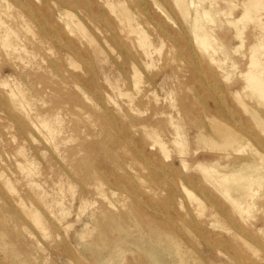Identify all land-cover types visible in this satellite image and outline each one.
Here are the masks:
<instances>
[{
    "label": "rangeland",
    "instance_id": "obj_1",
    "mask_svg": "<svg viewBox=\"0 0 264 264\" xmlns=\"http://www.w3.org/2000/svg\"><path fill=\"white\" fill-rule=\"evenodd\" d=\"M24 1L33 11L26 12L19 0H0L6 12L3 19L8 24L15 26L21 16L28 24L12 40L13 48L0 42L1 262L16 264L14 256L20 250L22 256L32 257L34 264H97L93 251L112 249L116 242H122L120 235L135 234L140 241L154 240V231L160 229L179 243L190 264L200 254L208 258L204 264H219L214 258L221 251L227 253V257L220 255L225 262L232 259L229 264H264V186L255 192L257 207L243 213L248 221L262 224L257 237L250 238L258 251L242 247L250 256L236 257L240 241L237 234L247 235L249 231L223 214L227 208L224 197L200 176L203 171L192 159L193 148L199 146L198 161L210 165L220 159V171L225 173L239 170L251 151L264 153V126L248 108L256 106L264 121V99L247 88L242 74L250 68L254 46H258L256 55L264 74V0H260L261 8L252 10L258 11L256 14L250 13L256 19L251 21L248 15L247 24L242 23L247 18L241 23L235 20L243 15L245 8L241 6L248 0H188V16L173 0H111L121 1L133 15V24L146 30L145 43L136 32L131 35L122 29L118 9L111 12L106 0L94 1L98 18L93 20L84 7L58 9L53 3L41 6L40 0ZM161 9L172 20L166 19ZM205 10L210 11L209 18L202 15ZM195 18L212 43L211 54L216 51L213 58L208 55L209 50L206 53L198 47L193 29ZM111 19L114 33H109L106 25ZM229 21L237 23L236 28ZM79 24L91 38L80 37L79 53L75 54L64 45V31L77 29ZM72 34L78 35L76 31ZM93 39L96 42H91ZM94 44L102 48L103 54L92 53ZM217 60L221 62L217 64ZM132 63L140 71L137 79L132 78ZM208 114L245 136L242 151L216 158V150L195 141L193 134L202 126H210ZM38 116L47 120L46 125ZM177 124L182 127L181 132H186L182 145L175 141ZM157 139L165 142L168 151L161 149ZM181 159L187 161L186 168ZM172 160L175 165L169 164ZM235 161L238 167L231 168ZM180 175L193 178L187 184L188 191L181 189ZM171 194L175 195L174 200L170 199ZM210 198L216 203L212 204ZM24 207L36 209L42 224L34 223ZM207 239L209 248L204 245L208 244ZM120 253L113 264H146L136 248H124Z\"/></svg>",
    "mask_w": 264,
    "mask_h": 264
},
{
    "label": "bare ground",
    "instance_id": "obj_2",
    "mask_svg": "<svg viewBox=\"0 0 264 264\" xmlns=\"http://www.w3.org/2000/svg\"><path fill=\"white\" fill-rule=\"evenodd\" d=\"M41 1V6H43L44 3H53L54 5H56L58 7V9H63L66 8V7H69V8H82L84 7L86 10H89L90 11V15L88 14V16H90V19L93 20L95 18H98L96 13H94L95 9H94V6H93V3L95 0H40ZM151 2V0H149ZM164 1V0H163ZM175 1V2H174ZM191 1V0H190ZM198 1V0H197ZM202 2V0H199ZM205 1V0H204ZM7 1H5V4H6ZM21 2V3H20ZM31 2H34L31 0ZM212 2V1H211ZM19 3L21 5V7L29 13V11H33L28 2L24 1V0H19ZM173 3H176L178 5V7L183 11V13L187 14V16L189 15V12H188V9H189V1L188 0H173ZM191 3H193L191 1ZM190 3V4H191ZM106 4L108 6H110L111 8V12H112V9H118V12L119 14L121 15V18H119V22L123 25V30L127 31V33H134L136 32L139 37L138 39H140V41H144L143 43L146 42V39H148L145 35V31H141L136 25L133 24V15L130 13L129 9H127L125 7V5L119 1L117 3L115 2H112L111 0H106ZM153 4V7H154V3H151ZM203 4V3H202ZM7 5V4H6ZM106 5V7H108ZM175 5V4H174ZM176 5V6H177ZM232 5V4H231ZM234 5V4H233ZM264 5V4H263ZM168 6V5H167ZM235 6V5H234ZM244 6V7H243ZM261 1L260 0H248V1H245L243 3V5L241 7L245 8L243 10H245L243 12V15H241V17L237 18L235 20V22L239 23L240 21L242 22L245 21L247 18V21L246 22H242L243 24H247L251 18V21L255 18L254 16H250V13L252 14V10H258L259 8H264L263 6H261ZM8 7V6H7ZM45 7V6H44ZM192 7V6H191ZM12 8V7H11ZM109 8V7H108ZM6 8V11L10 10ZM40 9V8H39ZM48 9V8H47ZM176 9H178L176 7ZM179 9V10H180ZM234 9V8H233ZM38 10V9H37ZM178 10V11H179ZM39 11V10H38ZM115 11V10H114ZM136 11V10H135ZM157 11V10H155ZM160 11H162L163 15L166 17V19L168 20H172L170 15L168 14V12L164 9H161ZM260 11V10H259ZM102 12V11H100ZM148 12V11H147ZM172 12V11H171ZM230 12V11H228ZM258 12V11H257ZM257 12H254V14H256ZM6 12H3V9H2V6L0 4V42L1 44L7 46V48H13L15 46L14 44V41H12L13 39L15 40V38L19 35V29H22L24 27H27L28 24L26 23L25 19L23 18L24 16H21V18L19 20H16V24L15 26H12L10 24H8L4 19H3V14H5ZM94 13V14H93ZM35 14V13H33ZM109 14V13H108ZM112 14V13H111ZM175 14V13H174ZM228 14V13H227ZM232 14V13H230ZM259 14V13H258ZM6 15V14H5ZM202 15H205V16H210V11L209 10H205L204 14ZM229 15V14H228ZM227 15V16H228ZM248 15L250 16V18L248 17ZM12 16V15H11ZM19 16V15H18ZM36 16V15H35ZM76 16V15H75ZM226 16V17H227ZM65 17V16H64ZM142 17V16H141ZM229 17H232L229 16ZM60 18H62V14H60ZM102 18V17H100ZM100 18L98 20H100ZM111 18V16H110ZM183 18V17H181ZM205 18V17H204ZM209 18V17H208ZM225 18V17H224ZM261 19V17H259ZM258 18V21L260 20ZM264 18V17H263ZM10 19V18H9ZM60 19V20H61ZM109 19V17H108ZM185 20V18H183ZM245 19V20H244ZM256 19V18H255ZM254 19V20H255ZM67 20V19H66ZM112 20L111 19L110 21H106V25L108 27V32L110 33H114L113 29H115V27L112 26ZM218 20V19H217ZM253 20V21H254ZM104 21V20H103ZM153 21V20H152ZM195 21V25L193 29L194 30V34H195V38L199 44V48L201 47L202 49H204L203 51L205 50H209L211 48H209L212 43H210L208 37L202 32V27L200 26V23H199V20L198 18H195L194 19ZM261 21V20H260ZM36 22V21H35ZM118 22V23H119ZM221 22V21H219ZM217 22V23H219ZM231 22V23H230ZM240 22V23H241ZM105 23V22H104ZM228 23L230 24H233L232 26H235L234 28H236V24H234V22L232 23V21H229ZM227 23V24H228ZM263 23V22H261ZM59 24V23H58ZM221 24V23H220ZM223 24V23H222ZM259 24V23H258ZM50 25V24H49ZM60 25V24H59ZM66 25L67 27H69V23L66 22ZM119 25V24H118ZM238 25V24H237ZM242 24H240L241 26ZM158 26V25H157ZM205 26V25H204ZM211 26H213L211 24ZM215 26V24H214ZM229 26V24H228ZM231 26V25H230ZM245 26V25H244ZM77 29L76 28H72V29H69V31H64L66 34H65V41H64V45L68 47V49H72L75 54L79 53V50L77 48V43L78 42H81L82 39L80 37H86L87 39L90 40V36L87 34L86 30H85V27L81 24L79 25H76ZM140 27V26H139ZM40 28V26H39ZM63 28L65 29V26H63ZM126 28H130V29H126ZM204 28V27H203ZM206 28V27H205ZM210 27H208L207 29H209ZM219 28V27H218ZM221 28V27H220ZM238 28V27H237ZM212 29V27L210 28ZM259 29V28H258ZM42 30V28H41ZM213 30V29H212ZM238 30V29H236ZM245 30V28H244ZM242 29V31H244ZM73 31H76V33H78V35H74L72 34ZM161 31V30H160ZM176 31V30H175ZM207 31V30H206ZM239 32L241 30H238ZM178 32V31H177ZM180 32V31H179ZM178 32V34H179ZM210 32V31H209ZM208 32V34H210ZM31 33V32H30ZM241 33V32H240ZM79 34H82V35H79ZM260 34V37H262L261 33ZM30 35V34H29ZM51 35V34H50ZM110 35H113V34H110ZM181 35V33H180ZM35 36V35H34ZM51 36H55V37H58L57 34L55 35H51ZM212 37V35H210ZM243 36V35H242ZM44 37L43 35L41 36V38ZM113 37V36H112ZM216 37V36H214ZM212 37V38H214ZM34 38V37H33ZM118 38V37H117ZM44 39V38H43ZM111 39V38H110ZM172 40V39H171ZM214 40V39H213ZM261 40V38H260ZM94 39L91 41L93 42ZM149 41V40H148ZM243 41V40H241ZM96 42V41H94ZM93 42V43H94ZM125 42V41H123ZM138 42V41H137ZM121 43V42H120ZM142 43V44H143ZM195 44L196 41L194 42ZM217 43V42H216ZM90 44V43H89ZM109 44V43H108ZM127 44V43H126ZM149 44V43H148ZM162 44V43H161ZM191 44V42H190ZM91 45V44H90ZM123 45V44H122ZM137 45H140V44H137ZM150 45V44H149ZM163 45V44H162ZM160 45V46H162ZM188 45V44H187ZM185 45V46H187ZM219 45V44H218ZM217 45V46H218ZM64 46V47H65ZM95 48H93V51L92 53H95V54H103V50L100 46H98L97 44H94ZM196 46V45H195ZM18 47V46H17ZM142 47V46H141ZM143 47H147V46H143ZM142 47V48H143ZM149 47V46H148ZM216 47V45H215ZM24 48V47H23ZM22 48V50H23ZM150 48V47H149ZM160 48V47H159ZM257 48L258 46H254L252 49H253V52H252V61L250 62V68L249 70H247L246 72L242 73L245 77H246V80H247V88L250 87L253 91V93H255L256 95H258L260 98L262 97L264 99V74H263V66H262V62L259 60V58L257 59V55H256V51H257ZM261 48V47H260ZM15 49V48H14ZM111 49V48H110ZM126 49H129L126 48ZM141 49V48H139ZM160 49H163V46L160 48ZM180 49V48H179ZM200 49V50H202ZM213 49V48H212ZM262 49V48H261ZM3 50V49H2ZM5 50V49H4ZM17 50V49H16ZM21 50V51H22ZM215 50V49H214ZM213 52L216 54V51ZM264 50V49H263ZM7 51V50H6ZM143 51V50H142ZM161 51V50H160ZM159 51V52H160ZM210 51V52H209ZM207 51L208 55H210L212 57V55L214 56L215 54L212 53L211 54V50ZM260 50H258L259 52ZM14 52V50H13ZM19 52V51H18ZM25 52V49L24 51ZM131 52V50L129 51ZM195 52V51H193ZM206 52V51H205ZM204 52V53H205ZM206 52V53H207ZM264 52V51H262ZM8 53V52H7ZM5 53V54H7ZM133 53V52H132ZM182 53V52H181ZM260 53V52H259ZM99 54V55H100ZM154 54V53H153ZM202 54V53H201ZM74 55V54H73ZM190 55V54H189ZM207 55V56H208ZM28 56V55H27ZM32 56V55H31ZM180 56V54H179ZM188 56V55H187ZM195 56V54H194ZM202 56V55H201ZM209 56V58H210ZM262 56V55H261ZM193 57V56H192ZM227 57V56H226ZM229 57V56H228ZM71 58V57H70ZM203 58V57H202ZM213 58V57H212ZM212 58H211V61H212ZM77 59V58H76ZM198 59V58H197ZM250 59V58H249ZM84 60V59H82ZM91 60V59H89ZM103 61V60H102ZM217 64H219V61L220 60H217ZM225 61V60H224ZM222 62V64H225V62ZM221 62V61H220ZM232 62V61H231ZM69 63V62H68ZM74 63V62H73ZM87 63V62H86ZM221 64V63H220ZM133 65V76L132 78L134 77L135 79H137L136 77H138L140 71L139 69L137 68V65L135 63H132ZM150 65V64H149ZM188 65V64H187ZM186 65V66H187ZM196 65V64H195ZM69 66V65H68ZM189 66V65H188ZM199 66V65H198ZM237 66V65H236ZM78 67V66H77ZM82 67V66H81ZM85 67V66H83ZM132 67V66H131ZM146 67L147 64H146ZM152 66H150L151 68ZM208 67V66H207ZM73 68V67H72ZM88 68V67H87ZM86 68V69H87ZM149 68V69H150ZM77 69V68H76ZM80 70V67L78 68ZM85 69V68H84ZM200 69V68H198ZM67 71V70H66ZM81 71V70H80ZM222 71V70H221ZM236 71V70H235ZM87 72V70H86ZM200 72V71H199ZM80 74V73H79ZM205 75V74H204ZM240 75V74H239ZM230 76V74H228V77ZM204 77V76H203ZM227 77V76H226ZM203 79V78H201ZM224 79V78H223ZM226 79V78H225ZM228 79V78H227ZM152 80L151 78L149 79V81ZM135 81V80H134ZM138 81V80H136ZM139 81H141V79H139ZM133 83V82H132ZM134 84V83H133ZM140 84V83H139ZM141 85V84H140ZM133 86H136L137 85H133ZM129 87V86H128ZM136 87L134 89H136ZM100 88V87H99ZM10 90V89H9ZM218 90V89H217ZM226 90V89H225ZM246 91V90H245ZM228 92V91H227ZM23 95H24V92H22ZM130 93V92H129ZM213 93V92H212ZM9 94H12L11 92ZM252 94V93H251ZM182 95V94H181ZM223 95V94H222ZM13 96H15L13 94ZM126 96V94H125ZM216 96V95H215ZM245 96V95H244ZM254 96V94H253ZM132 97V96H131ZM219 97V96H218ZM257 97V98H259ZM125 98V97H124ZM183 98V96H182ZM14 99V98H13ZM128 99V98H127ZM224 99V98H223ZM247 99V98H246ZM262 99V100H263ZM24 100V99H23ZM86 100V99H85ZM193 100V99H192ZM88 102V100H86ZM217 101V100H216ZM223 101V100H222ZM251 101V100H250ZM226 102V101H225ZM131 104V103H129ZM199 104H202V103H199ZM222 104V103H221ZM5 105V103H4ZM191 105V103H190ZM228 105V104H227ZM2 106V105H1ZM6 106H8V104H6ZM46 106V104L44 105ZM242 107V106H241ZM112 108V107H111ZM110 108V109H111ZM223 108V107H222ZM249 110H250V113L252 115L253 118H257L259 121H260V124H262L264 126V121L262 119V114L256 110L257 107H253L250 109V107L248 106ZM109 109V108H108ZM226 109V108H225ZM232 109V108H231ZM244 109V108H243ZM23 110V109H22ZM127 110V109H126ZM224 110V109H223ZM222 110V111H223ZM25 111V110H24ZM227 111V109H226ZM230 111V110H228ZM15 112V111H14ZM162 112H166L165 110H163ZM232 112V111H231ZM26 113V112H25ZM140 113V112H139ZM234 113V112H233ZM245 113V112H244ZM18 114V113H17ZM16 114V115H17ZM230 114V113H229ZM228 114V115H229ZM235 114V113H234ZM141 115V114H140ZM232 115V114H231ZM230 115V116H231ZM149 116V115H148ZM264 116V115H263ZM18 117V115H17ZM132 117V116H131ZM216 117V116H215ZM215 117L211 116V114L209 115H206V118H208V120L210 121V126L206 128V126H202L200 127V129L197 131V133H194L193 134V138L195 139V141L199 142V143H202V144H205L206 147H209V149H213V150H216V152H218V155H216V158H221L223 155H231L233 153H236L237 151L241 150L244 148V140H245V136L243 134H241L240 132H238V130H236L233 126L225 123V122H222L218 119H216ZM225 117V116H224ZM14 118V117H13ZM20 118V117H19ZM39 120L44 124L46 125V122L47 120H45L43 117L41 116H38ZM173 118V115L170 114V119ZM232 118V117H231ZM10 119V118H9ZM21 119V118H20ZM29 119V118H28ZM140 119V118H139ZM240 119V118H239ZM262 119V120H261ZM122 120V119H121ZM143 120V119H142ZM145 120V118H144ZM173 120V119H172ZM248 120V119H247ZM123 121V120H122ZM174 121V120H173ZM235 121V120H234ZM246 121V120H244ZM253 121V119H252ZM18 122V121H17ZM124 122V121H123ZM202 122V121H200ZM241 122V121H240ZM258 122V121H257ZM26 123V122H25ZM147 123V122H146ZM247 123H251V122H247ZM245 123V124H247ZM27 124V123H26ZM32 124V123H31ZM235 124V123H234ZM237 124V123H236ZM243 124V123H242ZM41 125V124H40ZM103 125V124H102ZM241 125V124H240ZM250 125V124H248ZM46 127V126H45ZM115 127V125H114ZM113 127V128H114ZM145 127H147V125H145ZM173 127V126H172ZM40 128V127H39ZM107 128V127H105ZM182 127L177 124V131H176V134H175V141L177 143H180L185 140L184 139V136L186 134V132H181L180 129ZM17 129H19L17 127ZM46 129V128H45ZM48 129V128H47ZM197 129V128H196ZM245 129V128H243ZM73 130L75 131V129L73 128ZM249 130V129H247ZM252 130V129H251ZM250 130V131H251ZM109 131V130H108ZM253 131V130H252ZM255 131V130H254ZM19 132V131H18ZM49 132V131H48ZM54 132V131H53ZM156 132V131H155ZM244 132V131H243ZM256 132V131H255ZM108 133V136L110 135L109 132ZM251 133V132H250ZM249 133V134H250ZM127 134V133H126ZM259 134L257 133V136ZM51 136V135H50ZM113 136V135H112ZM112 136H109V137H112ZM128 136V135H127ZM260 136V135H259ZM258 136V138H259ZM20 137V135H19ZM148 137V136H147ZM132 138V137H131ZM142 137H140L141 139ZM157 138V137H156ZM262 138V137H261ZM149 139V138H148ZM70 140V139H69ZM136 140V139H135ZM259 140V139H258ZM5 141V140H4ZM133 141V140H132ZM156 141H158V143L161 145V149L166 151L167 149H165V142L163 140H159L157 139ZM135 142V141H133ZM258 142V141H257ZM256 142V143H257ZM264 142V140L262 141V143ZM30 143V142H29ZM155 144V143H154ZM153 144V145H154ZM158 144V145H159ZM179 144V145H180ZM182 145V144H181ZM263 145V144H262ZM130 147V146H129ZM178 147V146H177ZM254 148V147H253ZM112 149V148H111ZM115 149V148H113ZM160 149V148H159ZM117 150V149H116ZM245 150V149H244ZM114 151V150H113ZM133 151V150H132ZM168 151V150H167ZM212 151V150H211ZM134 152V151H133ZM193 152H194V156L192 157V159L197 163V166L198 167H201L202 171H203V174H201L200 176H202L203 179L207 180L212 186L214 189L218 190L219 194L224 197L223 199L225 200L223 203L227 206V208L225 207L222 211H223V214L225 216H227V219L229 221H233L234 224L236 226H239L242 227L243 230H247L249 231V234L247 235H240V234H237V236H239V243L236 245V247L238 248L237 250L238 253L236 257H240L239 254L242 256L243 254V257L245 258V256L249 257L250 255L247 254L243 249L242 247H251L252 249H254L255 247H253L252 243H251V239L253 237H257V234H259V230H260V225L264 224V222H261V223H255L256 221H248L245 216L243 215L244 212H248V211H251L252 209L255 208V206L257 207V201L255 200V192L258 188H262L264 186V153H262L261 151L259 150H253L251 151V154L248 158H246V162H243L241 163V165L239 166V170H236V171H230V172H221L220 171V168L223 166L220 164L219 160L218 159L215 163L213 164H210V165H207L205 164L204 165V162L203 161H198L199 158L201 157V155H197L198 152H199V146H196L193 148ZM136 153V152H134ZM242 153V152H241ZM152 154V153H151ZM165 154H167L165 152ZM169 154V153H168ZM115 155V154H114ZM142 155V154H141ZM138 156V155H137ZM169 156V155H168ZM117 158V157H115ZM139 158V157H138ZM150 159V158H149ZM118 160V159H117ZM120 160V159H119ZM139 160V159H138ZM140 161V160H139ZM140 162H143V161H140ZM154 162V161H153ZM142 164V163H141ZM164 164V163H163ZM170 165H175V160H172L170 163ZM146 166V164H144ZM156 165V164H155ZM181 165L183 167H187L188 166V163L185 159H181ZM229 165V164H228ZM125 166V165H124ZM158 166V165H157ZM96 167V166H95ZM168 167V165H167ZM176 167V166H175ZM179 166H177L178 168ZM238 167V161H235L233 162V164L231 165V168H236ZM146 168V167H144ZM147 169V168H146ZM157 169H160L161 171H166L165 169H162V168H157ZM142 171V170H141ZM177 171V169L175 170ZM174 171V173H175ZM150 173V171H148ZM29 174V173H28ZM151 174V173H150ZM181 174V173H180ZM144 175V174H143ZM154 174H152L153 176ZM158 175H159V172H158ZM176 175V174H175ZM145 176V175H144ZM2 177V176H1ZM155 176H153L154 178ZM157 177V176H156ZM155 177V178H156ZM161 177V176H159ZM158 178V177H157ZM156 178V179H157ZM126 179V178H125ZM162 179V177H161ZM199 179V178H198ZM118 180V179H117ZM159 181H161L160 179H158ZM163 180V179H162ZM179 180H180V183H181V189L183 190H186L188 191V188H187V184L190 183V182H193V178L190 177V176H184V175H180L179 176ZM196 180V179H194ZM120 181V180H119ZM206 181V182H207ZM83 182V181H82ZM162 182V181H161ZM175 182V181H174ZM150 183V182H149ZM112 184V183H111ZM175 184V183H174ZM173 184V185H174ZM191 184V183H190ZM199 184V183H198ZM116 185V183H115ZM114 185V186H115ZM122 185V184H121ZM162 185V184H161ZM118 186V185H116ZM2 188V186H0ZM125 187V186H123ZM136 187V186H135ZM168 188L170 187L169 184L167 186ZM117 188V187H116ZM171 191H172V186L170 187ZM212 188V187H211ZM119 189V188H118ZM13 190V189H12ZM121 190V189H120ZM167 190V189H166ZM191 191V190H189ZM5 192V190L3 191ZM16 192V191H15ZM131 192V191H130ZM136 192V191H135ZM210 192V191H209ZM6 193V192H5ZM134 193V192H133ZM173 193L175 194L176 191L173 190ZM192 193V192H191ZM29 194V193H27ZM182 194V193H181ZM185 194V193H184ZM134 195V194H133ZM176 195V194H175ZM175 195L171 194L170 196V199H173L175 198ZM5 197V196H4ZM25 197V196H24ZM195 197V195H194ZM27 198V197H26ZM163 199V198H162ZM161 199V200H162ZM166 199V198H165ZM169 199V198H168ZM177 199V198H176ZM181 199V198H180ZM188 199V198H187ZM196 199V198H195ZM211 199V198H210ZM9 201V200H8ZM31 201V200H30ZM108 201V200H107ZM177 201V200H175ZM199 201V200H198ZM197 201V202H198ZM212 201V204L216 203L214 199H211ZM38 202V201H36ZM13 203V202H12ZM196 203V201H195ZM220 203V202H219ZM137 204V203H136ZM150 204V203H149ZM14 205V204H13ZM39 205V204H38ZM139 205V203L137 204ZM177 204H175L176 206ZM216 205V204H215ZM24 206V205H23ZM131 206V205H130ZM140 206V205H139ZM21 207V206H20ZM34 207V206H33ZM111 207V206H110ZM174 207V206H173ZM177 207H179L177 205ZM202 207V206H201ZM222 207V206H220ZM16 208V207H15ZM25 208V211L27 213V215H29L30 217L32 216L34 218V223L36 222V224L38 225H41L42 224V218L41 216L39 215L38 211L36 209H32V207H24ZM112 208V207H111ZM152 208V207H150ZM197 208V207H196ZM218 208V207H217ZM23 209V208H22ZM116 208H114L115 210ZM161 209V208H160ZM179 211V210H178ZM162 212V211H161ZM246 212V213H247ZM252 212V211H251ZM232 214H233V217H232ZM52 215V214H51ZM211 215V214H210ZM248 215V214H246ZM250 217V216H249ZM164 218V217H163ZM184 218V217H183ZM6 219V218H5ZM25 219V218H24ZM32 220V219H31ZM174 220V218H173ZM7 222L9 221L6 220ZM187 221V220H186ZM5 222V223H7ZM32 222V221H31ZM132 222V221H131ZM194 222V221H193ZM4 223V222H3ZM35 224V225H36ZM136 224V223H135ZM191 224V223H190ZM192 225V224H191ZM234 225V226H235ZM2 226V225H1ZM37 226V225H36ZM197 226V225H196ZM199 226V225H198ZM193 227V226H192ZM6 228V227H5ZM203 228V226H202ZM10 229V228H9ZM15 229V228H14ZM121 229V228H119ZM208 230V228H206ZM56 230V229H55ZM95 230V229H94ZM118 230V229H117ZM194 230H195V227H194ZM264 230V229H263ZM199 231V229H198ZM93 232V231H92ZM186 232V231H185ZM190 232V231H189ZM200 232V231H199ZM130 233V232H129ZM188 233V232H187ZM191 233V232H190ZM209 233V232H208ZM140 234V233H139ZM189 234V233H188ZM120 235V234H119ZM204 235V234H202ZM201 235V236H202ZM4 236V235H3ZM91 236V235H90ZM89 236V238H90ZM136 236V237H135ZM206 236V234H205ZM220 236V235H219ZM119 238V237H118ZM122 238V242L121 243H118L116 242L114 247H112V249H108V250H104V251H100V250H95L93 251V258L96 259V262L97 264H113L114 261L116 259H119L120 256H121V251L124 250V248H129V249H132V248H136L137 250H139L140 253H142L145 257V261H146V264H190L187 257H186V253L180 248L181 246L179 245V243L175 242L173 240V238L168 235V234H165L164 232H162L160 229H157L154 231V240H150V239H146L145 241H140L138 239H140L139 237H137V235L134 234V237L133 236H126V234H122L120 235V238ZM138 238V239H137ZM251 238V239H250ZM1 239V238H0ZM95 240V239H94ZM177 240V239H176ZM210 240V239H209ZM225 240V239H223ZM227 240V239H226ZM3 241V240H2ZM180 241V240H179ZM213 241V240H212ZM207 242L208 244H204L206 245L208 248H209V241L207 239ZM216 242V241H215ZM229 242V241H228ZM92 243V242H91ZM181 244V243H180ZM222 244V243H221ZM94 245V244H93ZM216 245V244H215ZM89 246V245H88ZM64 247V246H63ZM62 247V248H63ZM87 247V246H86ZM233 247V246H232ZM90 248H91V245H90ZM187 249V248H186ZM189 250V249H188ZM214 250V249H213ZM1 251V250H0ZM255 252H257L258 250L255 248L254 249ZM187 252V251H186ZM211 252V251H210ZM3 253V252H2ZM23 252H21L20 250H18V252L15 254L14 256V261L16 264H34V261H33V258L32 257H25V256H22ZM227 253H224V252H220L219 254L217 253V257L214 258L218 261H220L221 263L219 264H229V263H232V259H229L225 262L222 258H220V255H224L225 257ZM245 254V255H244ZM7 255V254H6ZM31 255V254H30ZM232 255V254H231ZM233 256V255H232ZM5 257V256H4ZM71 257V256H70ZM206 256H204L203 254H200L199 256H197L196 258L194 257L193 258V264H204L206 263L207 259L208 258H204ZM234 257V256H233ZM115 259V260H114ZM226 259V258H225ZM79 261V260H78ZM130 261V259H129ZM132 261V260H131ZM211 261H213V259L211 258ZM254 261V260H253ZM1 262V260H0ZM255 262V261H254ZM3 263V262H1ZM256 263V262H255ZM4 264V263H3ZM14 264V263H13ZM258 264V263H256Z\"/></svg>",
    "mask_w": 264,
    "mask_h": 264
}]
</instances>
